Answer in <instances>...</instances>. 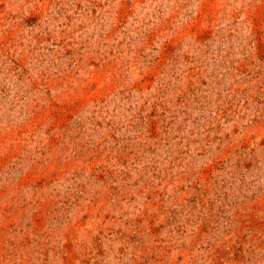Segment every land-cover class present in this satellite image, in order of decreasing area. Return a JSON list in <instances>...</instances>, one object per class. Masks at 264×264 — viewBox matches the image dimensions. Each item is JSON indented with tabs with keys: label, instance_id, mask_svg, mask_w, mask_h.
Listing matches in <instances>:
<instances>
[{
	"label": "rangeland",
	"instance_id": "1",
	"mask_svg": "<svg viewBox=\"0 0 264 264\" xmlns=\"http://www.w3.org/2000/svg\"><path fill=\"white\" fill-rule=\"evenodd\" d=\"M0 264H264V0H0Z\"/></svg>",
	"mask_w": 264,
	"mask_h": 264
}]
</instances>
